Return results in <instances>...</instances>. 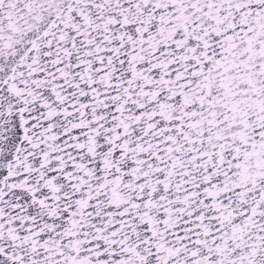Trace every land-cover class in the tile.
<instances>
[{
	"label": "snow or ice",
	"instance_id": "6c2138e0",
	"mask_svg": "<svg viewBox=\"0 0 264 264\" xmlns=\"http://www.w3.org/2000/svg\"><path fill=\"white\" fill-rule=\"evenodd\" d=\"M0 264H264V0H0Z\"/></svg>",
	"mask_w": 264,
	"mask_h": 264
}]
</instances>
